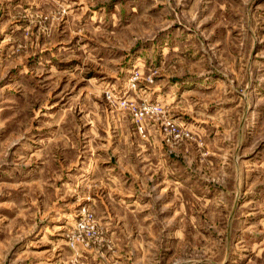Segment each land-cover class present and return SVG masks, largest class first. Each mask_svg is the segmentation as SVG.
I'll return each mask as SVG.
<instances>
[{"label":"rangeland","instance_id":"rangeland-1","mask_svg":"<svg viewBox=\"0 0 264 264\" xmlns=\"http://www.w3.org/2000/svg\"><path fill=\"white\" fill-rule=\"evenodd\" d=\"M0 264H264V0H0Z\"/></svg>","mask_w":264,"mask_h":264}]
</instances>
